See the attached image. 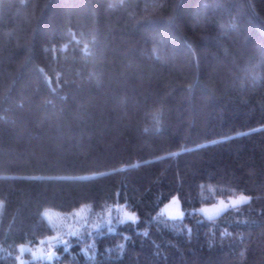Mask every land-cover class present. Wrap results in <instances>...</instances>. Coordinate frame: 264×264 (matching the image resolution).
Instances as JSON below:
<instances>
[{
  "label": "trees",
  "instance_id": "1",
  "mask_svg": "<svg viewBox=\"0 0 264 264\" xmlns=\"http://www.w3.org/2000/svg\"><path fill=\"white\" fill-rule=\"evenodd\" d=\"M118 204L27 264H264V0H0V264Z\"/></svg>",
  "mask_w": 264,
  "mask_h": 264
},
{
  "label": "rangeland",
  "instance_id": "2",
  "mask_svg": "<svg viewBox=\"0 0 264 264\" xmlns=\"http://www.w3.org/2000/svg\"><path fill=\"white\" fill-rule=\"evenodd\" d=\"M241 195L250 198L248 194L239 193L226 198H219L209 204H203L194 210L197 211L201 217L211 218L225 211L224 205H229L228 208H231V201ZM221 201L224 203L221 204ZM160 214L171 219H181L184 216V211L178 197L173 196L164 203L161 206ZM45 216L54 227L55 233L52 236L41 239L39 243L34 245L28 243L20 244L17 247L16 264H27L30 261H35L37 263L40 261H53L58 255L56 246L58 244H63L65 248H68L72 242L67 241L66 236L72 233L78 234V231H82L85 227L88 228L89 232L99 227H107L112 230L114 229V224L117 222H135L138 219L137 213L123 204L110 206L103 212L94 216H90L84 208H78L70 213L47 209L45 211ZM91 246L89 240H85L81 245L82 250L86 254H90ZM49 256H51V258H49Z\"/></svg>",
  "mask_w": 264,
  "mask_h": 264
},
{
  "label": "snow or ice",
  "instance_id": "3",
  "mask_svg": "<svg viewBox=\"0 0 264 264\" xmlns=\"http://www.w3.org/2000/svg\"><path fill=\"white\" fill-rule=\"evenodd\" d=\"M157 131H159V129H157ZM249 200H250L249 197H245V196L241 195L238 198H236L235 200H232L231 201V206L232 207H235L236 205H239L241 203H248ZM223 203L224 202L221 201V204H223ZM228 207H229V205H224V208L225 209H227ZM109 230L111 231V229H109ZM71 235H76V233H72ZM145 235H147V234L145 233ZM64 243H66V242H64ZM121 247H123V246H121ZM49 258H51V256H49Z\"/></svg>",
  "mask_w": 264,
  "mask_h": 264
}]
</instances>
